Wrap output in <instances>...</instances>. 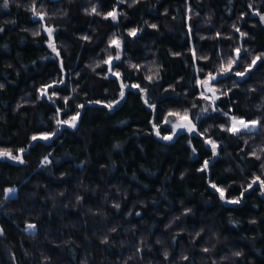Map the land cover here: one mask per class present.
I'll return each instance as SVG.
<instances>
[{"label": "trees", "instance_id": "1", "mask_svg": "<svg viewBox=\"0 0 264 264\" xmlns=\"http://www.w3.org/2000/svg\"><path fill=\"white\" fill-rule=\"evenodd\" d=\"M3 3L0 150L22 154L0 156V264H264V0ZM171 110L198 132L158 136Z\"/></svg>", "mask_w": 264, "mask_h": 264}, {"label": "rangeland", "instance_id": "2", "mask_svg": "<svg viewBox=\"0 0 264 264\" xmlns=\"http://www.w3.org/2000/svg\"><path fill=\"white\" fill-rule=\"evenodd\" d=\"M48 29H51V30H52L51 35H49V32L47 31ZM53 30H54V27H53V26H47V27H45V31H46V33H47L49 36H52V34H53ZM116 40H117V39H116ZM241 43H243V40H242V39H241ZM238 49H239V48H238ZM236 50H237V49H236ZM238 53H239V54H238ZM238 53H237V51H236V56H237V57H240V55H241V53H242V50L239 49V52H238ZM110 57H111V56H110ZM108 59H109V57L107 58V60H108ZM111 61H112V60H111ZM232 61H235V58H233ZM231 66H232V65H231ZM224 67H228V63H227V65H225ZM220 70H221V69H220ZM220 70H218V72H209V73L206 74V76H205L204 78H201V79H200V83H201L202 81H205V80H208V81H209L207 84L201 83V85H202V91H201V94L206 98V105L204 106V112L209 111V110L212 108V105H213V103H214V101H215L214 98L218 96V93H219V86L214 82V80H215L218 76H220V75H222V74L224 73V72L221 73ZM115 73H117V72H115ZM209 74H211L212 76H215V79L210 80V79H209ZM117 77H118L119 80H120V75L117 76ZM120 82H121V92L123 91V93H124V92H125V88L127 87V85H126L125 83H123L121 80H120ZM122 85H123V87H122ZM133 85H136V84H131V85H128V86H132V87H133ZM134 88H137V87H134ZM209 88H211L212 91H209ZM42 90H44V91L42 92ZM40 92L43 93V95H44V94L47 95V94H48V88H47V87L42 88ZM123 96H124V95H123ZM122 98H123V97H121V93H120L119 98L116 99L115 101L109 102L108 105L111 104L112 107H113V106H115V105H116V104H117ZM185 112L187 113V118H186V119H181V117L184 115ZM170 113H179L180 115H179V116H176V115H170ZM233 117H235L237 120H243V121L249 123V129H244L242 126L237 125V127H240V131H255V130H257V128H258V123H257L254 127L251 125L250 122H252V121H254V120H247V119H245V118H243V117H239V116H235V115H231V116H230L229 128H231V127L233 126ZM164 122L170 125V127H171V131H170L169 133H167L166 135H161V134L159 133L158 136H160L162 139H163V137H165V136H171V137H172V139H170V140H165V139H163V140H165V141H173V140L177 137V135H178L179 133H181V132H188V133H190V134H195V133L198 132L197 121H196L195 119L192 118V116L190 115V113H189L188 110H171V111H169V113H168V115H167V117H166V119H165ZM64 124H65V123H62V125H64ZM174 124H186V125H188V127L176 128V129L174 130V129H173V125H174ZM62 125H61V127H62ZM189 127L192 128V131H189V130H188ZM155 130H156V133L159 132L158 128H156ZM240 131H239V132H240ZM174 132H175V134H173ZM236 133H237V132H236ZM208 141H211V140H208ZM208 141H207V144H208V146L211 147V144H209ZM213 142L217 145V148H216V154H215V155H217L218 147H219V143L216 142V141H213ZM211 148H212V147H211ZM0 152H8V153H11V156L18 157V159H13V160H15V161H21V154H22L21 151H18L17 153L13 154L11 151H8V150H2V149H1ZM0 156H1V157H8V158L12 159L11 156H8V155H0ZM254 180H255L256 182L253 183V184L260 183V180H259V179H258V180H257V179H254ZM13 193H14V191H11V192L8 191V192L6 193V195H12ZM233 200H239V198H238V199H233ZM226 201L229 202V201H232V200H228V199H226ZM239 202H240V201H239ZM233 204H236V203H233Z\"/></svg>", "mask_w": 264, "mask_h": 264}, {"label": "snow or ice", "instance_id": "3", "mask_svg": "<svg viewBox=\"0 0 264 264\" xmlns=\"http://www.w3.org/2000/svg\"><path fill=\"white\" fill-rule=\"evenodd\" d=\"M8 2H9V0H4L3 7L6 8V7L8 6ZM32 11H33V14H34V15H36V16H40V14L36 11L35 5H33ZM91 13H94V14H97V15L100 14V13L97 12V10H96L95 7H93V8L91 9ZM91 13H90V14H91ZM109 17H110L112 20L115 21V20L117 19V13H116L115 11L108 12V13L106 14V16H105V19H107V18H109ZM40 18L43 19L42 16H41ZM262 19H264V17H262ZM152 27H156V26H155V25H152ZM47 31L49 32V35H51L52 30H51V29H48ZM237 31H239V29H237ZM136 32H137L136 29H132V30L129 31L128 34H129L130 36H135V35H136ZM241 35H244V34L242 33ZM83 39H88V37H83ZM110 45H115L117 48H119L120 43H119L118 40L113 39V40L110 41ZM49 46H50V47H53V50L55 51L54 45H52V44L50 43ZM236 51H237V53H238V52H239V49H237ZM112 59H113L112 57H109V59L106 60V61H104V63H106V64H110ZM115 59H116V60H119V59H120L119 54H117V55L115 56ZM256 59H259V57H257ZM256 59H254V60L252 61L253 64L256 63ZM233 63H234V61L229 60V62H228V67H221V70H220L221 73L226 72V71H230V69H231V65H232ZM134 67H135V66H134ZM113 75L119 76V73H113ZM237 75L243 76L244 73H237ZM147 78H148L149 80L152 79L151 76H149V77H147ZM209 79H210V80L215 79V76H212L211 74H209ZM208 82H209L208 80H205V81H202L201 83L207 84ZM0 87H2V86H0ZM122 87H123V85H122ZM133 87H139V86H138V85H133ZM43 91H44V90H42V92H43ZM141 91H143V89H141ZM209 91H212V89L209 88ZM123 95H124V93H123V91H122V92H121V97H123ZM81 107H82V106H81ZM108 107L111 108L112 105L109 104ZM78 115H79V114H77V116H78ZM170 115H176V116H179L180 114H179V113H170ZM77 116H73V117L71 118L70 126L75 127V121H76V119H77ZM186 118H187V113L185 112L184 115L181 117V119H186ZM60 123H69V121H63V122H61V121L58 120V121H57V124H60ZM250 123H251V125L254 127V126L257 124V121H252V122H250ZM237 125L242 126L244 129H249V123H248V122H245V121H243V120H237L235 117H233V126H232L231 128H228L227 130L230 131V132H233V133L239 132V131H240V127H237ZM182 127H188V125H186V124H174V125H173V129H174V130H175L176 128H182ZM188 130H189V131H192V128L189 127ZM173 134H175V132H174ZM157 135H159V132H157ZM40 138H42V139H49V136H48V135H44V136H42V137H40ZM32 139L35 140V139H37V137H36V136H33ZM163 139H165V140H170V139H172V137H171V136H165V137H163ZM208 143L211 144L212 151H213V155H215V154H216V148H217V145H216L213 141H208ZM21 151H22V150H21ZM0 155H8V156H11V153H8V152H0ZM11 158H12V159H18V157H15V156H11ZM46 162H47V161H46ZM207 167H208V162L205 161L204 169H206ZM204 169H202V170H204ZM256 179L258 180L259 178L257 177ZM255 182H256V181L254 180L253 183H255ZM261 185L264 186V181H261ZM212 187L215 188L216 191L220 193V197H221V199H224V190L221 189V188H218L215 184H213ZM249 187H251V185H249ZM8 191L11 192V191H13V190H12V189H9ZM245 191H247V189H245ZM229 203H239V200H232V201H229ZM33 227H34V225H28V228H29V229H31V228H33ZM165 255H167V254H165Z\"/></svg>", "mask_w": 264, "mask_h": 264}, {"label": "water", "instance_id": "4", "mask_svg": "<svg viewBox=\"0 0 264 264\" xmlns=\"http://www.w3.org/2000/svg\"><path fill=\"white\" fill-rule=\"evenodd\" d=\"M239 54V53H238ZM44 96H46V94H44ZM63 127H65V124L64 125H62V127L61 128H63Z\"/></svg>", "mask_w": 264, "mask_h": 264}]
</instances>
